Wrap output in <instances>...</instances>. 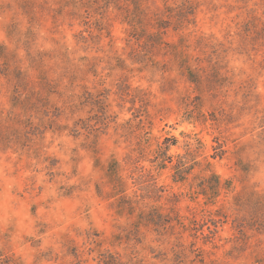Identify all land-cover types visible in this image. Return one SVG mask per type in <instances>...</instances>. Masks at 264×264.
Returning <instances> with one entry per match:
<instances>
[{
  "label": "rangeland",
  "instance_id": "obj_1",
  "mask_svg": "<svg viewBox=\"0 0 264 264\" xmlns=\"http://www.w3.org/2000/svg\"><path fill=\"white\" fill-rule=\"evenodd\" d=\"M0 45V264H264V0H0Z\"/></svg>",
  "mask_w": 264,
  "mask_h": 264
},
{
  "label": "trees",
  "instance_id": "obj_2",
  "mask_svg": "<svg viewBox=\"0 0 264 264\" xmlns=\"http://www.w3.org/2000/svg\"><path fill=\"white\" fill-rule=\"evenodd\" d=\"M1 47V45H0ZM131 95V94H130ZM135 100V96H132V101ZM214 147V146H213ZM169 148V145H163L160 144L158 147L153 151V157L150 159L152 162L153 169L160 170L162 168H165L167 166V163H170L171 166L175 170L174 180L176 181H182L185 179L184 173L186 171L185 168V162L183 160L184 156L177 154L174 156L175 161H173V155H167V150ZM215 148V147H214ZM214 156V154L212 155ZM144 170H148V172H151V169H146L142 166ZM108 177L111 181H113L116 185V188H118L119 191H123L124 187V180L122 175L120 174V164L116 160H112L110 163V166L108 168ZM199 186V193H202L207 198L212 199V197H215L219 194L221 188H229V186H224L222 183L220 176L212 173L208 178L201 177L200 182L198 183ZM197 192V191H196ZM129 205L130 208L133 207L134 202H137L136 200H132V198L125 199ZM122 209V206H120V211ZM140 213H143V210L140 211ZM160 215H163L162 213H159ZM72 254L77 257L76 252H72ZM99 264H129L128 261L122 260L118 254H114L111 252H107L106 255L98 260ZM135 264H143L139 262H135Z\"/></svg>",
  "mask_w": 264,
  "mask_h": 264
}]
</instances>
